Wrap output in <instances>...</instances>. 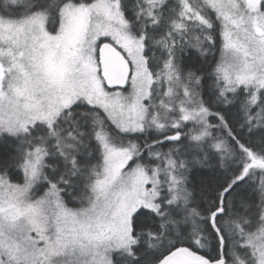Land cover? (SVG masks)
<instances>
[{
	"label": "snow or ice",
	"instance_id": "6c2138e0",
	"mask_svg": "<svg viewBox=\"0 0 264 264\" xmlns=\"http://www.w3.org/2000/svg\"><path fill=\"white\" fill-rule=\"evenodd\" d=\"M0 264H264V0H0Z\"/></svg>",
	"mask_w": 264,
	"mask_h": 264
}]
</instances>
